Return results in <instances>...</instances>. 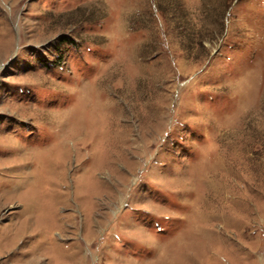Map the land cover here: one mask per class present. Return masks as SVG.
Returning <instances> with one entry per match:
<instances>
[{"label": "rangeland", "instance_id": "374dc122", "mask_svg": "<svg viewBox=\"0 0 264 264\" xmlns=\"http://www.w3.org/2000/svg\"><path fill=\"white\" fill-rule=\"evenodd\" d=\"M3 191L0 264H264V0H0Z\"/></svg>", "mask_w": 264, "mask_h": 264}, {"label": "bare ground", "instance_id": "6f19581e", "mask_svg": "<svg viewBox=\"0 0 264 264\" xmlns=\"http://www.w3.org/2000/svg\"><path fill=\"white\" fill-rule=\"evenodd\" d=\"M10 148V147H9ZM20 158V157H19ZM21 160L23 159V157H21L20 158ZM12 163V162H11ZM21 164V163H20ZM27 174L23 177V179L21 180V182L23 183V185L22 184H20V185H18L19 187H22L21 189H23L24 188V190L20 193H13V198L15 197V196H17V197H21V199H22V201H23V210L20 212V213H30L31 211H33V208H35V206L37 205V206H39L38 205V201H37V198H36V196H38L40 199H41V196H40V193L38 192V191H35V190H37L36 188L38 187L39 188V185H37V187H36V183H37V181L35 180V179H33V178H29L28 179V174H29V172H26ZM16 176V175H15ZM14 176V177H15ZM14 177H12L11 178V180L14 178ZM35 177H37V176H35ZM8 181H9V179H8ZM30 181H32V182H34V185H33V188H30V187H28V185L26 184L27 182H30ZM18 182V181H17ZM44 183V182H43ZM9 184H10V181H9ZM209 185H212V184H209ZM214 185V184H213ZM17 186V187H18ZM27 186V187H26ZM211 187V186H210ZM213 187V186H212ZM14 188H16V186L14 185ZM215 188V187H214ZM31 189H34V192H35V194H33V196H34V198H31L32 196H27L29 193H30V191H31ZM10 190V189H9ZM43 190V189H42ZM10 191H7L6 192V194L3 196V197H8L7 199H11L10 197H9V193ZM5 193V191H3L2 193H0V194H4ZM42 195V194H41ZM1 197V196H0ZM1 199V198H0ZM2 200V199H1ZM26 200V201H25ZM47 219V218H46Z\"/></svg>", "mask_w": 264, "mask_h": 264}]
</instances>
